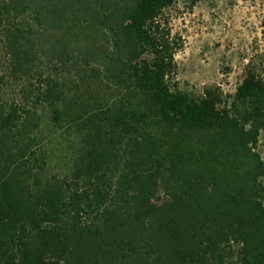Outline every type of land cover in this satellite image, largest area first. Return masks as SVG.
Returning a JSON list of instances; mask_svg holds the SVG:
<instances>
[{"label":"trees","instance_id":"obj_1","mask_svg":"<svg viewBox=\"0 0 264 264\" xmlns=\"http://www.w3.org/2000/svg\"><path fill=\"white\" fill-rule=\"evenodd\" d=\"M174 2L0 0L36 103L81 142L48 176L37 105H0V264H264V69L233 103L175 88Z\"/></svg>","mask_w":264,"mask_h":264},{"label":"rangeland","instance_id":"obj_2","mask_svg":"<svg viewBox=\"0 0 264 264\" xmlns=\"http://www.w3.org/2000/svg\"><path fill=\"white\" fill-rule=\"evenodd\" d=\"M162 20L178 43L175 88L200 97L207 87L220 88L233 103L249 66L264 69V0H175ZM0 105L17 101L39 108V137L48 159L47 175L64 176L80 147L78 132L55 119L51 107L36 103V80L17 68L0 18ZM258 150L264 159V135Z\"/></svg>","mask_w":264,"mask_h":264}]
</instances>
